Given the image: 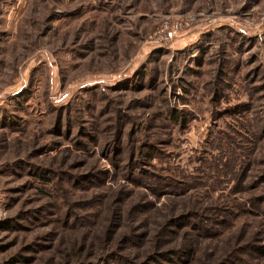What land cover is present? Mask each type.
Wrapping results in <instances>:
<instances>
[{
    "label": "rangeland",
    "instance_id": "1",
    "mask_svg": "<svg viewBox=\"0 0 264 264\" xmlns=\"http://www.w3.org/2000/svg\"><path fill=\"white\" fill-rule=\"evenodd\" d=\"M177 263L264 264V0H0V264Z\"/></svg>",
    "mask_w": 264,
    "mask_h": 264
},
{
    "label": "trees",
    "instance_id": "2",
    "mask_svg": "<svg viewBox=\"0 0 264 264\" xmlns=\"http://www.w3.org/2000/svg\"><path fill=\"white\" fill-rule=\"evenodd\" d=\"M187 251H188V250H183V252H185V253H183V254H186V253H187ZM177 264H178V263H177Z\"/></svg>",
    "mask_w": 264,
    "mask_h": 264
}]
</instances>
